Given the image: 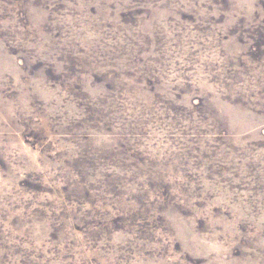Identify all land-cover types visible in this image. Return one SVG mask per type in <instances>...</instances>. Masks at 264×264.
Here are the masks:
<instances>
[{"label": "clouds", "instance_id": "clouds-1", "mask_svg": "<svg viewBox=\"0 0 264 264\" xmlns=\"http://www.w3.org/2000/svg\"><path fill=\"white\" fill-rule=\"evenodd\" d=\"M0 264H264V0H0Z\"/></svg>", "mask_w": 264, "mask_h": 264}, {"label": "rangeland", "instance_id": "rangeland-1", "mask_svg": "<svg viewBox=\"0 0 264 264\" xmlns=\"http://www.w3.org/2000/svg\"><path fill=\"white\" fill-rule=\"evenodd\" d=\"M195 103H197V104H198V103H200V101H199V100H196V101H195ZM49 194H51V193H49ZM78 230H79V229H78Z\"/></svg>", "mask_w": 264, "mask_h": 264}]
</instances>
